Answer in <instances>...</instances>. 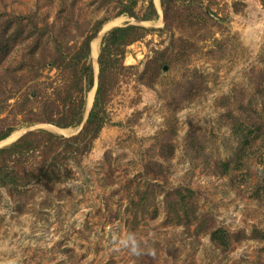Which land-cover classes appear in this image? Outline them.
Instances as JSON below:
<instances>
[{
    "label": "rangeland",
    "instance_id": "rangeland-1",
    "mask_svg": "<svg viewBox=\"0 0 264 264\" xmlns=\"http://www.w3.org/2000/svg\"><path fill=\"white\" fill-rule=\"evenodd\" d=\"M122 1L0 0V45L8 39L0 49V128L11 124L18 133L0 146L28 128L64 137L78 131L26 126L31 115L18 113L23 93L37 91L23 103L35 108L68 82L67 69L43 63L55 52L51 43L67 60L104 19L89 42L94 82L86 108L102 35L126 22L146 28L106 77L105 123L86 154L62 160L65 179L0 188V264H264V195L257 190L264 175V0H171L166 17L152 0L157 15L146 21L115 16ZM146 4L137 0L135 12ZM231 121L257 122L259 133L239 155ZM26 155L21 169L38 168V154ZM224 160L228 169L220 167ZM175 188L186 191L197 215L187 226L165 216L164 194ZM218 227L232 234L226 248L210 239Z\"/></svg>",
    "mask_w": 264,
    "mask_h": 264
},
{
    "label": "trees",
    "instance_id": "trees-1",
    "mask_svg": "<svg viewBox=\"0 0 264 264\" xmlns=\"http://www.w3.org/2000/svg\"><path fill=\"white\" fill-rule=\"evenodd\" d=\"M170 1L159 0L165 17L167 16L166 11L168 10ZM182 1L192 2L193 0ZM136 3L137 0H123L115 16L125 14L140 21L156 18L157 13L152 0H147L146 6L139 14L135 12ZM103 23L104 19L96 21L91 31L85 34L77 45L76 51L67 60H65L66 56L62 54L63 50L59 48V44L51 43L53 48H55V52L49 60L43 61V63L48 62L50 66L59 71L67 69L68 74L65 75L67 76L65 80L68 82L65 87L53 89L48 94L50 98L47 101L42 99L40 104L35 108L23 103L25 99H30L31 96L34 99L37 98L39 95L37 91L35 92L30 89L25 94L23 93V100H20L22 105L20 104L18 113L24 114L26 118L31 115L25 122L26 126L38 122H47L60 128H74L80 125L85 111L84 95L92 87L94 82L93 69L88 61L90 53L89 42ZM34 29L44 31L42 27L35 26ZM21 31L18 29L14 33L15 37L19 36V32ZM145 31L146 28L139 24L126 22L122 25L109 28L102 35L97 55V85L93 102L81 128L69 137H64L45 128L31 129L14 141L0 146V188H7L9 186L10 189H17L18 187H24L31 182L32 178H43L54 181H62L65 179L61 175L60 170L62 160L63 163L66 160H77L79 156L86 154L91 148L93 139L98 135L101 127L105 123L104 116L100 110V104L104 97L106 85L108 84V81H105L106 77L107 79L114 77V70L118 65V59L123 56L124 48L141 38ZM34 39L38 44L42 36L36 34ZM7 42L8 39L5 40L3 45H0V49L4 46L6 47L8 45ZM0 44L2 43L0 42ZM149 69L152 68L149 67ZM153 69L155 68L153 67ZM113 79L115 80V78ZM261 112L264 114V110ZM255 114L254 112V115L251 116L253 121H256ZM249 115L246 117L250 118ZM243 122L236 123V121H231L233 132L236 136H241L237 155L245 150L251 137L259 133L255 132L257 128H253L257 122H251L250 125L247 122L243 124ZM14 129L15 126L11 124L2 126L0 128V141L6 138ZM28 153L38 154L40 157V165L38 168L30 166L28 170L21 169V165L23 166V161ZM229 163V160H224L220 162V167L228 169ZM235 163L237 162L235 161ZM35 170L36 173H33ZM257 190L261 195H264V175L262 177V183ZM187 198V193L183 188H175L172 192H166L164 194L163 204L165 216L170 222L187 226L194 219H197L195 210L187 208ZM210 239L215 246L226 248L232 241V234L218 227L210 232Z\"/></svg>",
    "mask_w": 264,
    "mask_h": 264
},
{
    "label": "bare ground",
    "instance_id": "bare-ground-1",
    "mask_svg": "<svg viewBox=\"0 0 264 264\" xmlns=\"http://www.w3.org/2000/svg\"><path fill=\"white\" fill-rule=\"evenodd\" d=\"M157 1L158 0H155L156 4H157ZM123 18L122 17H117V18H114L108 22H106L104 25H103V29H107L108 27L114 25V24H118ZM96 41L94 42V44L91 46V58H92V62H93V65L96 66V62H95V59H96ZM96 70V69H95ZM92 93H93V90L91 89L90 92L88 93L87 95V104L90 105V102H91V99H92ZM18 135L17 132H13L11 133L6 139L4 140H11L13 138H15L16 136Z\"/></svg>",
    "mask_w": 264,
    "mask_h": 264
},
{
    "label": "water",
    "instance_id": "water-1",
    "mask_svg": "<svg viewBox=\"0 0 264 264\" xmlns=\"http://www.w3.org/2000/svg\"><path fill=\"white\" fill-rule=\"evenodd\" d=\"M93 88V87H92ZM93 90V89H92ZM92 101V100H91ZM91 104H92V102L90 103V105H88L87 104V107L85 108V112H84V116H83V119H82V121H81V123H80V125H79V128H78V130L81 128V126H82V124L84 123V121H85V118H86V116H87V114H88V111H89V109H90V107H91ZM28 130H31V128H28ZM27 131V130H26ZM23 134V133H22ZM21 134V135H22ZM20 135V136H21Z\"/></svg>",
    "mask_w": 264,
    "mask_h": 264
}]
</instances>
